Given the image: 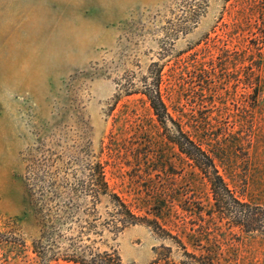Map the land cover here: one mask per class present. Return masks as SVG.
<instances>
[{"label": "rangeland", "instance_id": "obj_1", "mask_svg": "<svg viewBox=\"0 0 264 264\" xmlns=\"http://www.w3.org/2000/svg\"><path fill=\"white\" fill-rule=\"evenodd\" d=\"M157 68L248 213L217 214L157 120L142 94ZM82 251L264 264V0H0V264Z\"/></svg>", "mask_w": 264, "mask_h": 264}, {"label": "trees", "instance_id": "obj_2", "mask_svg": "<svg viewBox=\"0 0 264 264\" xmlns=\"http://www.w3.org/2000/svg\"><path fill=\"white\" fill-rule=\"evenodd\" d=\"M213 63V61H212ZM162 70L157 68L153 73L152 83L142 92L149 101L150 107L153 110L154 115L160 124L168 130L170 124L173 126V134L170 139L178 147L180 152L186 155L193 163L207 176L211 184V190L215 201V206L218 208L217 214H222L225 210L230 207L241 213L249 212V205L241 203L235 196L233 190L230 189L229 185L226 184L224 178L220 175L214 158L203 149V145L199 144L195 139H192L188 133H185L184 129L178 124L173 116L169 113L168 107L165 104L162 93H161V77ZM171 128V127H170ZM171 130V129H170ZM103 173L100 172L101 183L96 184L99 188L104 186L107 188L103 178ZM114 201L117 203L118 215L123 217L135 218L132 212L127 208V205L119 198L116 194H111ZM247 210H245V209ZM195 258L196 255L191 254ZM70 262L75 264H120L119 261L113 258L110 254H95L88 257L86 251L76 253V255L70 259Z\"/></svg>", "mask_w": 264, "mask_h": 264}]
</instances>
